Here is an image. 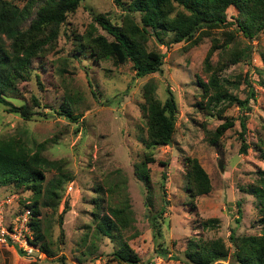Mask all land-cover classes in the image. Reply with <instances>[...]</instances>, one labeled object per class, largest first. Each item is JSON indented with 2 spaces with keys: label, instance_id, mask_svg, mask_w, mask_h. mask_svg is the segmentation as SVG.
<instances>
[{
  "label": "rangeland",
  "instance_id": "rangeland-1",
  "mask_svg": "<svg viewBox=\"0 0 264 264\" xmlns=\"http://www.w3.org/2000/svg\"><path fill=\"white\" fill-rule=\"evenodd\" d=\"M11 1L20 6L24 0ZM119 1L126 5L128 0ZM120 12L115 0H80L59 24L52 48L30 58L15 80L16 90L6 93L14 104H22L21 111H6L0 104V136L20 135L31 148L35 146L51 164L45 179L56 171L70 174L57 206H38L34 217L28 208L32 206L30 189L0 184L2 217L16 220L28 208L26 230L33 237L32 223L38 222L42 237L36 242L52 250L46 255L35 244L33 256L22 258L12 245L0 242V264H115L111 252L123 242L135 251L138 264H191L182 254L190 237L219 236L230 251V229L236 234L262 230V208L249 188L264 170V64L259 56L264 28L248 40L246 59L220 73L237 81L235 86L225 85L237 97L247 96L249 108L233 103L216 113L219 104L198 105L206 100L199 95L202 87L197 78L206 80L201 60L210 36L221 42L220 29H210L185 49L182 41L166 46L149 36L145 46L160 50L162 63L159 70L136 76L129 60L95 57L85 43V38L99 33L111 38L93 16L103 14L118 22ZM234 12L231 5L225 9L227 16ZM131 14L138 21L139 12ZM171 36L169 32L164 40ZM217 51H212L210 61L216 60ZM149 87L160 101L169 92L174 98L169 143L145 146L142 142V105ZM65 113L78 117L70 119ZM241 114L246 126L244 153L238 151ZM226 117H232L233 124L214 137L212 130ZM145 154L152 160L145 161V172H137ZM187 156L197 159L210 183L208 191L191 197L185 188ZM63 201L68 206L58 222ZM122 202L129 209V225L119 227L113 221L109 236L102 234L96 226L106 225L101 214ZM211 264L230 263L225 259Z\"/></svg>",
  "mask_w": 264,
  "mask_h": 264
},
{
  "label": "trees",
  "instance_id": "trees-1",
  "mask_svg": "<svg viewBox=\"0 0 264 264\" xmlns=\"http://www.w3.org/2000/svg\"><path fill=\"white\" fill-rule=\"evenodd\" d=\"M79 2L80 0H24L19 6L11 0H0V104L6 111H21L22 104H14L6 97V93L16 90L15 80L21 76L20 73L30 58L44 55L52 48L59 24L66 13L73 11ZM115 3L122 11L118 22L110 21L103 14L93 16V20L111 36L108 39L99 33L85 38L86 46L95 57L112 56L117 62L127 59L131 62L134 74L143 76L159 70L163 57L160 50L146 48L145 42L149 36L166 46L182 41L185 49L195 45L210 29H220L221 42L219 43L217 36H210L209 45L201 60L206 80L198 77L197 82L202 87L199 95L205 98L207 104L198 102V105L206 108L219 104L215 108L216 113L233 103L244 110L249 108L247 96L239 98L228 91L225 85L232 83L235 86L237 81H230L229 77L220 73L227 65L246 59L248 40L264 28V0H128L126 5L115 0ZM229 5L235 8V12L227 16L225 9ZM131 11L139 12L138 21L133 18ZM169 32H172V36L164 40ZM215 48H218L216 60L210 61ZM259 56L264 64V48L259 51ZM32 101L37 103L33 96ZM142 110L145 117L143 144L149 146L169 143L176 110L171 92L160 101L154 96L152 87H149ZM65 115L70 119L78 117L67 113ZM243 115L238 117L237 133L238 151L241 153L247 147ZM232 124V117H226L216 124L211 133L217 137ZM34 148L20 135L0 136V184L10 183L15 188L30 189L32 206L29 208L33 217L39 212L38 206L50 209L57 206L62 195V185L70 178L68 172L56 171L45 179L44 172L51 164L38 155ZM261 154L264 158V150ZM148 160L152 158L145 154L136 166L137 172H145V161ZM185 162V188L189 196L208 191V176L197 159L187 156ZM255 183L257 184L250 186L249 192L262 208V230L258 234H236L233 228L230 229L227 235L232 245L230 251L219 236L208 239L190 237L182 250L188 263L211 264L216 260L227 259L230 264H264V170L259 171ZM67 206V202L63 201L58 212V222ZM237 211L235 222L238 221V208ZM101 215L106 225L96 226L106 236H109L108 227L113 221L119 227L130 223L129 209L123 202L119 206L109 207L108 214ZM212 220L215 218L208 221ZM37 225L36 221L32 223L34 233L28 241L37 244L46 255H51L52 250L46 244L36 242V239L42 237ZM15 251L22 258L33 256L24 254L19 248H15ZM111 257L115 259V264L139 263V257L125 242L112 250Z\"/></svg>",
  "mask_w": 264,
  "mask_h": 264
},
{
  "label": "built area",
  "instance_id": "built-area-1",
  "mask_svg": "<svg viewBox=\"0 0 264 264\" xmlns=\"http://www.w3.org/2000/svg\"><path fill=\"white\" fill-rule=\"evenodd\" d=\"M28 208H23V211L21 210L22 213L16 220H5L1 215L2 209L0 207V242L12 245L14 248H19L26 255L32 253L33 246L35 245L28 241L30 237L28 230H26L28 227V220H26V216L29 215Z\"/></svg>",
  "mask_w": 264,
  "mask_h": 264
},
{
  "label": "water",
  "instance_id": "water-1",
  "mask_svg": "<svg viewBox=\"0 0 264 264\" xmlns=\"http://www.w3.org/2000/svg\"><path fill=\"white\" fill-rule=\"evenodd\" d=\"M217 164H218V168L221 170L222 166H221V160L220 159L217 160Z\"/></svg>",
  "mask_w": 264,
  "mask_h": 264
}]
</instances>
